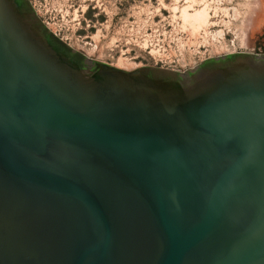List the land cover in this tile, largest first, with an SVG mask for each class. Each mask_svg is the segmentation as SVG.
<instances>
[{
    "label": "water",
    "instance_id": "1",
    "mask_svg": "<svg viewBox=\"0 0 264 264\" xmlns=\"http://www.w3.org/2000/svg\"><path fill=\"white\" fill-rule=\"evenodd\" d=\"M0 264H264V53L124 69L0 0Z\"/></svg>",
    "mask_w": 264,
    "mask_h": 264
},
{
    "label": "rangeland",
    "instance_id": "2",
    "mask_svg": "<svg viewBox=\"0 0 264 264\" xmlns=\"http://www.w3.org/2000/svg\"><path fill=\"white\" fill-rule=\"evenodd\" d=\"M31 2L74 48L124 69L185 71L211 57L264 53V0Z\"/></svg>",
    "mask_w": 264,
    "mask_h": 264
},
{
    "label": "bare ground",
    "instance_id": "3",
    "mask_svg": "<svg viewBox=\"0 0 264 264\" xmlns=\"http://www.w3.org/2000/svg\"><path fill=\"white\" fill-rule=\"evenodd\" d=\"M258 11V10H257ZM203 13V12H202ZM256 13V12H255ZM199 15V14H198Z\"/></svg>",
    "mask_w": 264,
    "mask_h": 264
}]
</instances>
